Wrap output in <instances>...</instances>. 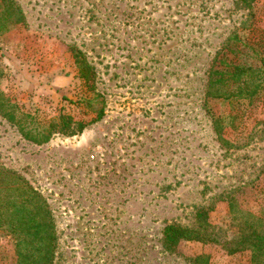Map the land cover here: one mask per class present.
<instances>
[{"label":"rangeland","instance_id":"rangeland-1","mask_svg":"<svg viewBox=\"0 0 264 264\" xmlns=\"http://www.w3.org/2000/svg\"><path fill=\"white\" fill-rule=\"evenodd\" d=\"M14 1L26 24L0 34V89L46 119L60 108L80 117L68 101L79 96L75 47L105 100L100 120L43 144L0 114V164L47 200L54 264H191L200 253L209 264H250L248 249L228 248L248 225L264 232V107L230 134L248 143L227 147L203 98L224 39L264 27V0L252 10L237 0ZM199 208L209 209L210 239L166 249L163 227L194 226Z\"/></svg>","mask_w":264,"mask_h":264},{"label":"trees","instance_id":"trees-1","mask_svg":"<svg viewBox=\"0 0 264 264\" xmlns=\"http://www.w3.org/2000/svg\"><path fill=\"white\" fill-rule=\"evenodd\" d=\"M237 1L252 10L258 0ZM5 2L0 10V34L26 24L15 1ZM70 50L79 81V96L68 101L79 106L80 117L60 108L56 116L46 119L38 111L24 110L0 89L1 116L16 127L24 139L35 144L46 143L56 134L81 133L104 115L105 100L97 90L94 67L80 49L70 47ZM205 86L203 105L217 139L227 147L247 144L248 139L243 143L234 142L230 134L238 130L255 109L264 107V27L248 24L233 30L212 58ZM211 100L224 102L228 107L226 113H216ZM208 210L197 209L194 226L166 224L162 229L164 247L175 251L182 241L207 242L210 238L204 228L209 224ZM54 224L45 197L24 177L0 164V264H54L57 248ZM244 249L250 251V264H264V232L248 225L228 252ZM190 260L191 264H209V256L204 253Z\"/></svg>","mask_w":264,"mask_h":264}]
</instances>
